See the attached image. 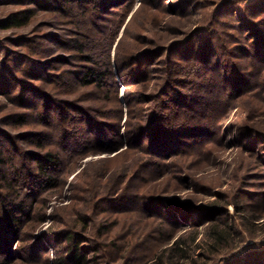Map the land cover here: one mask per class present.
<instances>
[{"label":"rangeland","instance_id":"obj_1","mask_svg":"<svg viewBox=\"0 0 264 264\" xmlns=\"http://www.w3.org/2000/svg\"><path fill=\"white\" fill-rule=\"evenodd\" d=\"M94 1L0 0V152L25 174L0 164V212L26 204L0 240L19 264H156L180 240L167 264H264V0ZM88 53L113 81L81 84ZM86 115L120 126L117 150L80 132L36 178Z\"/></svg>","mask_w":264,"mask_h":264},{"label":"trees","instance_id":"obj_2","mask_svg":"<svg viewBox=\"0 0 264 264\" xmlns=\"http://www.w3.org/2000/svg\"><path fill=\"white\" fill-rule=\"evenodd\" d=\"M78 1L84 2V0H78ZM127 1L128 0H123L121 3L127 2ZM90 2L94 3L95 1L90 0ZM117 2L118 0L111 2V4L110 3L109 4L111 5V7H114L113 4H116ZM20 15L21 13L16 14V15H11L9 16L8 19L11 20L14 24H16L20 22V19H19L21 18ZM82 47L83 46L80 45L79 49L82 50ZM91 54L92 53H88L85 55V59L87 60V62H90V63H92ZM92 64L93 65L91 67H86L84 74L81 76V78H79V80L81 81V84H83L84 86H89L92 83L96 82L97 84H99V86H101L102 83L103 82L105 83V80L107 79L113 81V76L111 75L112 72L110 70V66L105 65V67H103L102 65H100V63H97V62L92 63ZM16 117L17 118H16L15 123L23 125L24 124L23 122L25 120L24 116L16 115ZM42 118H43L42 121H44L45 123H49L48 116L45 117V115H43ZM120 119H121V115H120ZM80 120L81 122H79ZM70 124H71L70 126L71 130L68 129V131H66L64 129L61 137L57 141V143H59L58 145L59 150L58 151L44 150L42 151V153H39L37 155V158L35 159V164H36L35 166L37 167V171H38L36 178L42 179V181L45 183L47 182L50 183L52 180V177L48 174V170L55 169L61 165V162H62L61 152L64 151L67 156L72 157L77 153H80V152L82 153L83 150H85V148L88 146V143L85 142L87 145H85L84 143V137L81 134L82 132L84 134L85 133L88 134L87 141H89V143H93L92 144L93 147L101 148L104 151L117 150L119 142L117 141L113 142L110 137L106 141L107 139L106 133L107 131H111L115 137H120V135L118 134L120 133L118 131L120 127L119 125L115 124V126L117 127L118 133H114L113 130H110L114 125L108 126L99 121H94L92 117L87 116V115L81 117L78 120V122H76V119L72 120ZM68 138H70V141H71L70 145L68 144ZM5 160L6 159H3V157H1V152H0V164L2 165L7 164V166H9L12 169V173L14 177L12 180L17 181L19 178H21V176L25 175L23 174L24 171H23L22 166L17 167L16 164L14 163L13 158L11 159L8 158L6 161ZM1 179L6 180L4 177H1L0 180ZM12 180H9L7 184H8L9 191L12 190L13 192L14 186L17 182L16 181L13 182ZM34 181L35 183H38L37 179H35ZM10 196L12 197V195ZM14 200L16 199L11 198V201L3 205L4 209L2 210V212H0V231H2L3 233H6L11 238H14V237L17 238L19 236L18 230L21 227V216H22V212H24L25 211L24 209L26 208L25 201H17V202H14L13 204L12 201ZM206 209L210 211L213 208L209 206ZM210 234L214 235L216 243H221L222 240H225V235L221 234L220 232L211 231ZM227 234H226V237L228 236ZM0 242H1L0 244L2 247V248L0 247L1 248L0 249V264H19L18 263L19 258L18 257L13 258V256H11L10 252L8 251L6 242H3L1 240ZM185 245L186 244L180 240V241H176L172 246H170V249L168 247L165 248L163 252V258L162 257L159 258V261L156 264L169 263V261L167 263L165 261V258L167 254L169 253V251L171 249H174L177 252H182ZM1 252H3V254H1ZM69 258H71L70 264H83V262L85 261L84 255L81 254V251H78L77 249L70 250ZM31 260H32L31 264H42L43 263L41 261V257L37 255L36 253H34ZM53 264H65V262L63 260H57Z\"/></svg>","mask_w":264,"mask_h":264}]
</instances>
